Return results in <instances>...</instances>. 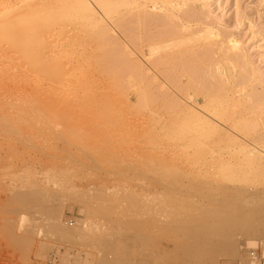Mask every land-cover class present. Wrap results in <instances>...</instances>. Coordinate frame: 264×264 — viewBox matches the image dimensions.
<instances>
[{
	"label": "rangeland",
	"instance_id": "374dc122",
	"mask_svg": "<svg viewBox=\"0 0 264 264\" xmlns=\"http://www.w3.org/2000/svg\"><path fill=\"white\" fill-rule=\"evenodd\" d=\"M174 1L181 3L179 12H183L180 15L176 11L179 19L174 17L175 21L171 19L161 25L132 21V28H136H131L132 33L124 32L125 36L130 35L126 37L128 42L136 41H131V46L124 44L119 33L110 31L108 22L100 26L102 32L98 35L92 25H82L79 15L65 6L64 17L61 12L48 16L61 20L55 30L47 32L41 28L37 36L29 35L37 40L29 51L4 39L8 32H0V264H262L264 261V173L254 171L245 175L236 173L227 164L209 166L212 157L207 153L205 138L179 143L158 136L166 127L162 115L174 107L166 105L162 95L168 94L169 100L178 96L161 88L162 82L153 78V72L144 79L137 75L132 81L126 71L129 64L149 50V41L161 43L182 23L193 31L200 30L198 26L210 25L219 36L212 45L209 43L213 47L204 45L209 50L203 48L206 39H202L194 45L189 42L178 48L171 46L170 51L159 49L155 51L157 54L150 48L154 56L152 59L145 56L146 60L157 57L163 60L167 56L161 71L167 68L172 74H182L185 78L182 85L192 86L194 91L201 88V83L209 82L202 86L207 87L223 80L225 88L221 82L213 90L217 92L218 87H223L228 91L240 85L238 77L242 74L240 65L228 63L222 57L223 49L228 48V38H235L249 69L258 74L246 91H252L254 86L252 92L263 93L264 0ZM21 5L29 6L25 2ZM168 23L175 26L170 28ZM106 28L110 32H105ZM69 33L78 34L76 43L71 48L58 46L57 40ZM72 45L77 54L79 47L86 46L80 53L83 54L78 55L82 58L79 68L67 74L63 68L69 62L70 51L75 52ZM185 46L187 52L183 50ZM171 50L182 53L170 55ZM63 51L69 55L64 52L62 56ZM197 51L203 57L195 54L194 60ZM191 52V59L189 56V60L181 62L182 54ZM208 52L213 55L207 57ZM56 54L59 57L54 59ZM126 54L130 61L132 57L135 61L130 63ZM206 61L210 63L206 65ZM190 63L194 68L189 65L187 69ZM102 64H108V70L100 69ZM83 72L95 74L90 84L85 88L79 86L82 89L77 91L67 88L86 77ZM197 72L201 75L200 83L198 74L196 81L191 80ZM192 81L198 85H190ZM230 92L227 93L231 96ZM133 95L138 103L135 101L137 105L129 107L128 97ZM179 129L187 130L188 126L184 124ZM228 185L230 190L234 185L236 188L226 190ZM242 188L247 189L244 194L251 195L240 197L237 190Z\"/></svg>",
	"mask_w": 264,
	"mask_h": 264
},
{
	"label": "bare ground",
	"instance_id": "6f19581e",
	"mask_svg": "<svg viewBox=\"0 0 264 264\" xmlns=\"http://www.w3.org/2000/svg\"><path fill=\"white\" fill-rule=\"evenodd\" d=\"M21 2H23V3H21ZM24 2L29 4V6L27 8L22 7L21 4H24ZM174 2H175L174 0H0V32H4V33H7L8 32L9 35L7 36V38H4V39H7L10 42H12V44L15 45V46H17L18 49H21V50L23 49V50L29 51L32 43L34 41L37 42L36 39H34L33 37H29V35H35V36H37V34H40V32H41V30L39 31V29H41V28H42V31H45L46 30L47 32L55 30V28L59 25L58 22L61 21V20H59V19L53 20L50 17L54 13H60V12H61V16H63L64 14H63L62 11L65 10L63 6H65L67 8H70V9L74 10L79 15V17H80V23L82 25H86V26L92 25V28H94L96 30V32H97L98 35H101V32H102L100 30V26L103 25L104 22L105 23L108 22V24L110 26V31L112 30L113 32H116L117 34L119 33V36L121 35L120 38H122L121 40L124 42V44L126 43V46H128V44L131 46L130 42L133 41V40H130V42H128L127 38L130 35L127 37V36H125L124 32L125 31H130L132 33V29L134 28V27L132 28V24H133L132 21L133 22L136 21L137 23H140V24L142 22H146V23L149 22V23H151L153 25L154 24L157 25L159 23L162 24L164 21H165V23L167 21L171 22L172 20H174V17L175 18L178 17V19H179V14H177V12H179L180 7L182 5H179L181 3H177V2L174 3ZM182 13L183 12H181L180 15H182ZM48 16H50V17H48ZM184 16H185V14H184ZM190 18H191L190 20L193 19L192 17H190ZM186 19H189V18H186ZM195 21H197V20H195ZM149 23H147V24L149 25ZM186 23H188V21ZM190 23L191 22L189 21V24ZM108 24H106V25H108ZM161 24H159V25H161ZM182 24L184 25V23H182ZM182 24H181V27H179L178 30L174 34L172 33L173 32L172 31L171 34H169V36L170 35L171 36L168 37L167 39H165L164 41L162 40L161 43H159L157 41H153V42H150L149 41L148 43L146 42L147 43V46H149L148 47L149 50L144 51L143 53L141 52L143 54V56H141L139 58H136L137 59V62L135 61V59L133 60V57H132V60L131 61H133V62L135 61L137 64H135V62L132 64L131 61L129 60V58L127 57V54L130 52L128 49H127L128 50V53L125 55L127 57V59L131 63V64H129V67L126 68V69H128L126 71H128V76L130 77V79L132 81H135V77L137 75L140 76L141 78H143L144 76H147V75L149 76V73L150 72H153L152 73V74H154L153 78L155 80L156 79H160L161 80V82H162L161 83V88H163V89L164 88L170 89V91L172 90V94L173 95H174V93H176V95L178 96V98L175 96V99L174 100H169V98L167 97L168 94L165 93V94L162 95L163 96L162 97L163 98V102L166 105L173 104L174 107L173 108L171 107V109L169 108L170 110L168 112H166V114H163L162 115L163 116V119L166 122V127H165L164 130H161L158 133V136L167 137V138L169 137V138H171V139H173V140H175V141H177L179 143H185V142H187V143L188 142H191L192 143L193 141H196V140L205 138L206 141H207V147H208L207 148V153L209 155H211L209 157H212V159L209 161L210 162L209 163V166H213L214 167L215 165L217 166L218 164H227L236 173L245 174V175L250 174V173H252L254 171L255 172H262V173H264V91H263V93H259L260 91L259 92L257 91L256 93L255 92H252V91H255L253 89L254 86L252 87V91H250L252 93H250L249 91L248 92L246 91V88L251 84V79L252 80L255 79L258 76V74L256 76L255 72L253 70H251L252 68L249 69V67H248L249 64L247 63L248 61H245L244 60V57H246V56H243L244 54H242L240 52V50H239V45L240 44H238L239 42L234 41L235 38H234V40H232V39L229 40V38H228V42L226 44L228 48L226 50H225V48L223 49L224 50L223 51V54H222L223 56L220 55V57L221 56L223 58L225 57L226 60H227V62L228 61L229 62L231 61L236 66L240 65V68H241V71H239V72H242V74H241L242 81H241V76L239 75L240 78L238 77V79H240L239 80L240 83L238 81V84H240V85H238L237 87L234 85L236 88L235 87H233V88H235V89H229L232 92V93L230 92L231 93V96L228 94L229 93V90L228 91L227 90L225 91L224 88H225L226 85L224 84L225 82H224V80L222 78H221L223 80V82L221 81L222 82V86H223V84L225 86H223L224 88L222 87L223 89L218 87L219 90L217 89L218 90L217 92H215L213 89H214L215 85L216 86H221V85H219L221 82H219L218 85L217 84L214 85V83H213V84H211V85H209L207 87L206 86L205 87H202V86L206 85L207 83L206 84L204 83V85H203V83H201V88L199 87V89H196V91H194V89H191L192 86H188V85H185L184 86V84L182 85V81L185 80V78L183 79L182 74L181 75H177V73L176 74L175 73H173V74L170 73V70H171L170 67L171 66L168 67L170 70H168L167 68H165L166 69L165 70L164 67H163V70H165V72L161 71L162 69H160V67H161V65L164 64L163 63L164 62L163 60L164 59H167V56H166V58L164 57L163 60H161L162 58H160V57L158 58L157 57V59H154V60H151L150 61V59H152L151 56H154V54H157V53H155L156 50L163 49V51L161 50V52H164L165 49H166L167 51H170L168 49L171 46L172 47H175L176 46L178 48V47H180V44L181 45L182 44L186 45L189 42L191 43V45H194V43L196 41L198 42V41H200L202 39H206V43L202 44V46L207 51L211 47H213V46H211L213 44V41H216V38L219 36L218 33H216L214 31V29L211 28L212 26L209 27L210 25L207 26V27H204V28H202V26L201 27L198 26V28H200V30L197 29V30L193 31L191 29V27H189V25L188 26H183ZM137 25H139V24H137ZM206 25H208V24H206ZM169 26H171V25L169 24ZM174 26L175 25L171 26L170 28H172ZM166 27H168V26H166ZM107 28H106V31L105 32H107V30H108ZM104 29L105 28H103V30ZM149 29H150V26H149ZM167 29L168 28H166V30ZM119 31H121L122 33H120ZM158 33H162V32L159 31ZM163 33H164V31H163ZM107 34H110V33H107ZM172 34L174 36H172ZM155 35H157V34H155ZM166 36H168V34H166ZM78 37H79L78 34H75V33L71 34V33H69V34L61 37V39L57 40L56 44L58 46H60V47L65 46V45H67V46L70 45L69 48H71V44L76 43V41L78 40ZM101 37H103V35ZM97 38L100 39L98 36L96 37V39ZM142 38H140V39H142ZM160 39H158V40H160ZM117 40H118V38H117ZM103 41H105V40H103ZM134 41H133V43H134ZM137 42H140V41H137ZM143 43H141L142 46L144 45ZM219 43H220V41H219ZM223 43H225V42H223ZM90 44H89V47H90ZM207 44L209 45V47L211 46L208 49L204 47V45L206 46ZM191 45H190V48H192ZM67 46H66V48H67ZM85 46H84V48H85ZM135 47H136V45L134 46V49H135ZM186 47L187 46H185L184 49L183 48H181V49H183V50H185L187 52V50H186L187 48ZM74 48H73V45H72V49H74ZM77 48L78 47H76V49ZM84 48H80L79 47V49H81V50L80 51L77 50L79 52L78 54L76 53V50L75 49H74L75 52H73V53L71 52L72 50L70 51L71 56L67 53L69 55L70 59H69V62L64 66L63 72H65V73L68 74V73L74 71V69L76 70V68H79L77 66L79 64V61H80V58L81 57H79L78 55L81 53V51L84 52V50H83ZM143 48H145V47H143ZM148 48H145L144 50H146ZM150 48H152L151 50L154 52V54L151 53L152 51L150 50ZM197 48L198 47H196V49ZM59 49H61V48H59ZM204 49H202V52H203ZM240 49L242 50V47ZM65 50H67V49H65ZM130 50H132V48ZM180 50L179 51L178 50L177 51H174V50L172 51L171 50L170 55H171L172 52L173 53L174 52H180V53L184 52L182 50H181L182 51L181 52ZM136 51H137V49H136ZM136 51H135V54L137 56ZM138 51H139L138 52V56H140L141 55L140 54V50H138ZM167 51L165 52L166 54H168ZM64 52L66 54L67 51H63L62 56L64 55ZM239 52L242 55L239 54ZM75 53L77 54V56L75 55ZM89 53H91V52H89ZM165 53H162V54H165ZM180 53H177V54H179V56H181ZM208 53H206V54H208ZM58 54H60V53H58ZM82 54H80V55H82ZM131 54H132V52H131ZM135 54H133V56H135ZM185 54H187V53H185ZM192 54H193L192 52H191V54L186 55V56L182 54V57L180 58L181 62H183L182 60H189V58H188L189 56H190V59H191V55ZM195 54H198V51H197V53L194 52V56H193L194 57V60H195V57L197 56ZM200 54H202V53L200 52L198 54V56ZM210 54H212V53H209L207 57H209ZM28 55L30 56L29 52H28ZM119 55H121V54H119ZM29 56L27 57L28 59H29ZM57 56H58L57 54L54 55L53 56L54 59ZM145 56H146V58H147V56H150L151 57L150 59H148L149 60V63L148 62L146 63V61H148V60H146ZM173 56L174 55H172L170 57H173ZM204 56L206 58V55L205 54H204ZM93 57H94V55H93ZM176 57L178 58V55ZM176 57H175V60H176ZM200 57H203V56L200 55ZM153 58H155V57H153ZM199 58H198V60H199ZM217 58H219V56ZM89 59H91V58H89ZM170 59H172V58H170ZM239 59H242L243 61L242 60L239 61ZM139 60H141V62H144L143 64H145V65L147 64L146 65L147 67H143V65L141 64V62ZM175 60H174V62H175ZM180 60L179 61L177 60V62H180ZM198 60H196L195 62H197ZM203 61H204V59H203ZM208 61H210V60H208ZM81 62H83V61H81ZM195 62H192V64L194 65ZM180 63H177V64H180ZM207 63L208 62L206 61V65H207ZM237 63H239V64H237ZM91 64H93V63H91ZM106 65H108V64H106ZM106 65L104 66L102 64L99 68L102 69V70H106L107 69L106 68L107 67ZM189 65H191V63L187 65V69H188ZM175 66H177V65H175ZM191 66H190V68L193 67V66L192 67ZM83 67L85 68V66H83ZM202 67H205V66H202ZM90 68H91V66H90ZM183 69L184 68L181 69L182 70L181 71L182 73H183ZM197 69H201V68L199 67ZM209 69H210V67H209ZM80 70H81V68H80ZM194 70L195 69H193V72H195ZM201 70H198V72L200 73ZM206 70H208V69H206ZM184 71H186V66H185ZM189 71H190V69H189ZM211 71H213V70H211ZM256 71H257V69H256ZM91 72H92V70H91ZM179 72H178V74H179ZM198 72L192 77L191 80H193V78L195 79V76L198 74ZM227 72H229V71H227ZM81 73H80V75H81ZM83 73H85V72H83ZM217 73H215V75L218 76ZM73 74L75 75L76 72H73ZM185 74H187V73H185ZM191 74L192 73H190V76L189 77L192 76ZM85 75H86V73H85ZM93 75H95V74L93 73L92 76L91 75H86V77H84L83 79L77 80L72 86H67V85L66 86H67V88L69 87V89L74 88L76 91H77V89H80V88H78L79 86H82L83 87V85H84V88H85V87L88 86V85L86 86V84H88L89 81L91 80V78H93ZM198 75L196 76L197 79H198V77H201V75H199V76ZM212 75H213V73H212ZM215 75H214V77H216L217 79L220 78V77H217ZM96 76H97V74H96ZM138 76H137V78H138ZM202 77H204V76H202ZM210 77L207 76V78H210ZM235 77H236V75H235ZM232 78H233V76H232ZM199 79L201 80V78H199ZM199 79L197 80V82H199ZM217 79H216V81H217ZM203 80H204V78H203ZM203 80H202V82H203ZM210 80H207V81H210ZM237 80H236V83H237ZM193 81L191 83H189V84L192 85V83H194ZM195 81H196V79H195ZM207 81H204V82H207ZM218 81H220V79H218ZM23 82H25V81L23 80ZM100 82H101V80H100ZM177 82L180 84L179 87L176 86L178 84ZM188 82H189V80H188ZM195 83L193 85H195ZM26 84H28V82ZM125 84L127 85V81H126ZM208 84H209V82H208ZM253 84H254V82H253ZM23 85H25V84L23 83ZM196 85H198V83H196ZM108 86H109V84H108ZM119 86H121V85H119ZM82 87H81V89H82ZM255 87H256V85H255ZM102 88H104V87L102 86ZM195 88H197V87H195ZM121 90L123 91V89H121ZM134 90H135V88H134ZM152 90H154V89H152ZM156 90H157V87H156ZM222 90H223V92H222ZM71 91H73V90H71ZM71 91L69 93H71ZM115 91H116V89H115ZM165 91H167V90H164L163 92H165ZM219 91H221V92H219ZM73 92H75V91H73ZM195 92H197V93L195 94ZM148 93H150V92H148ZM157 94L156 93L154 94V95H156V98L158 97ZM149 95H151V94H149ZM171 95H169V96H171ZM139 96H140V94H139ZM150 97L148 99H150ZM135 99L136 98L134 97V95L131 96V97H128V101L127 102L129 104V107L130 106H133L135 104L134 103L136 101ZM151 99H152V97H151ZM232 99L234 101V102L232 101L233 104H234V106H233V104H231L232 103L231 102ZM136 103H138V101H136ZM194 103L200 104V105L199 106H196V105H194ZM136 105L137 104H135V106ZM235 105H237L239 107V109H237L235 107ZM142 109H144V108H142ZM184 124L188 126V129L187 130L179 129V127L182 126V125H184ZM144 139H145V137H144ZM193 144H191V145H193ZM213 170H215V169L213 168ZM234 187H235V185H234ZM234 187L230 190V186L228 185L226 187V190L233 191ZM237 189H238V187H237ZM246 190H247L246 188H242L240 190H237V191H239L237 193L239 195L241 194L242 195V198L243 197L246 198L245 197L246 195H248V194L251 195L250 192H247L246 194H244L246 192ZM254 191H256V190H254ZM253 193H257L258 194V192H253ZM253 193H252V195H253ZM260 193H261V190H260ZM262 193L264 194V191ZM230 194H231V192H230ZM233 194H234V192H233ZM257 194H255V197H257L256 196ZM241 195H240V197H241ZM259 195H261V194H259ZM240 197H239V199H241ZM239 199H236V200H239Z\"/></svg>",
	"mask_w": 264,
	"mask_h": 264
},
{
	"label": "built area",
	"instance_id": "2783aa9c",
	"mask_svg": "<svg viewBox=\"0 0 264 264\" xmlns=\"http://www.w3.org/2000/svg\"><path fill=\"white\" fill-rule=\"evenodd\" d=\"M262 264H264V261L262 262Z\"/></svg>",
	"mask_w": 264,
	"mask_h": 264
}]
</instances>
